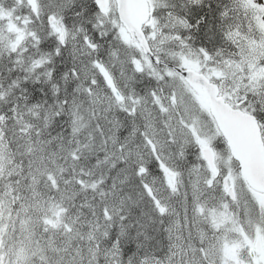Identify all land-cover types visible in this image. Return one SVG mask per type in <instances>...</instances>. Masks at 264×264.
Returning a JSON list of instances; mask_svg holds the SVG:
<instances>
[{
  "label": "snow or ice",
  "instance_id": "obj_1",
  "mask_svg": "<svg viewBox=\"0 0 264 264\" xmlns=\"http://www.w3.org/2000/svg\"><path fill=\"white\" fill-rule=\"evenodd\" d=\"M0 264H264V0H0Z\"/></svg>",
  "mask_w": 264,
  "mask_h": 264
}]
</instances>
